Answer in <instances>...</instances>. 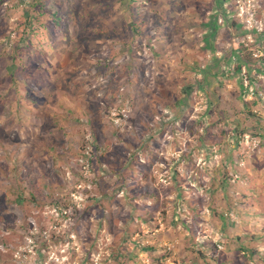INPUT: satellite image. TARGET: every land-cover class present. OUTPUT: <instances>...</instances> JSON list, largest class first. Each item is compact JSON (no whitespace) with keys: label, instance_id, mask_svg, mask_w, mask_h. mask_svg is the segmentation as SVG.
<instances>
[{"label":"rangeland","instance_id":"374dc122","mask_svg":"<svg viewBox=\"0 0 264 264\" xmlns=\"http://www.w3.org/2000/svg\"><path fill=\"white\" fill-rule=\"evenodd\" d=\"M222 2L0 0V264H264V95Z\"/></svg>","mask_w":264,"mask_h":264},{"label":"built area","instance_id":"2783aa9c","mask_svg":"<svg viewBox=\"0 0 264 264\" xmlns=\"http://www.w3.org/2000/svg\"><path fill=\"white\" fill-rule=\"evenodd\" d=\"M225 3L232 7L225 5L226 8L224 9L229 14L227 19L237 21L244 30L243 33L246 34L241 40L236 37L232 39L234 44L239 45L234 50L232 57L235 58L237 65L240 66L238 74L243 84V91L246 96L262 97L264 95V86H261V83H264L262 81L264 79V59H262L264 52L261 47L253 49L252 53L249 50L247 51V49L249 44L253 42V38L264 39V5L261 0H225ZM227 24H229V21ZM240 44L244 45V49H242ZM246 52L251 53L248 54V58L252 59V63H255L256 72L254 65L251 67L250 64L242 63L241 59ZM216 56L220 55L216 54ZM249 73L253 75L254 73L259 74V81H251V77H248ZM252 143L256 146L257 141L254 139Z\"/></svg>","mask_w":264,"mask_h":264},{"label":"clouds","instance_id":"9594fccd","mask_svg":"<svg viewBox=\"0 0 264 264\" xmlns=\"http://www.w3.org/2000/svg\"><path fill=\"white\" fill-rule=\"evenodd\" d=\"M219 1H223L222 3H220L219 5H218V8L220 7V5H221V8L223 9V13H222V15L223 16H219L218 17V14H214L213 15V17L215 18L216 16L218 17L217 18V20H218V22L219 23H222V26H224L229 32H230V41L232 42V39H233V37H236V38H240L239 37V30L240 29H242V27H240V24L237 22V21H235V20H228L227 19V16L229 15V14H227V15H224V13H225V9L224 8H226L225 7V0H219ZM262 2H264L263 0H261ZM223 19V20H222ZM217 20H215V19H212V21H211V23L209 24V28H210V30L211 31H213V30H215L218 26L216 25V22H217ZM229 21V24H227V22ZM243 30V29H242ZM241 33H243V32H241ZM244 34V33H243ZM245 35H242V38L244 37ZM229 39V38H228ZM233 43V45H234V42H232ZM239 46V45H238ZM240 46L242 47V49H244L243 47H244V45L243 44H240ZM236 48H231V53H234V50H235ZM247 51H248V49H247ZM248 54H251L250 52H246L245 53V56H243L242 57V61L243 62H245V61H248V60H246V59H249L248 58ZM216 57H218L219 58V56H216ZM235 69L237 70L235 73H237V72H239V69H240V66L239 65H237L236 67H235Z\"/></svg>","mask_w":264,"mask_h":264},{"label":"trees","instance_id":"16d2710c","mask_svg":"<svg viewBox=\"0 0 264 264\" xmlns=\"http://www.w3.org/2000/svg\"><path fill=\"white\" fill-rule=\"evenodd\" d=\"M28 16L32 20L36 21L37 22V25L39 27H45V20L50 19L51 16H53L54 18H56L55 12L54 13H51V10L50 9H45L43 11V13H38V14H36L35 12L32 11V12L29 13ZM35 16H38V19H36ZM55 24L58 25V23L56 21H55ZM133 27H134V25H133ZM248 116L251 117V118H258L257 115L255 113L251 112V111L248 112Z\"/></svg>","mask_w":264,"mask_h":264}]
</instances>
